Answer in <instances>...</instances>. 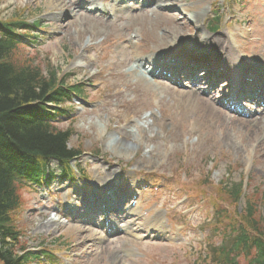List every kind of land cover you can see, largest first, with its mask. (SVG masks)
<instances>
[{
	"label": "rangeland",
	"instance_id": "374dc122",
	"mask_svg": "<svg viewBox=\"0 0 264 264\" xmlns=\"http://www.w3.org/2000/svg\"><path fill=\"white\" fill-rule=\"evenodd\" d=\"M144 1L122 9V0H0V19L22 10L27 22H38L29 52L36 48L44 72L55 71L68 85H85L86 102L69 104L68 117L56 128L73 130L70 143L82 147L78 164L88 183L58 179L53 162L56 179L29 187L16 216L26 249L40 255L41 264H192L202 251L195 252L196 244L207 239L216 219L201 200L215 199L224 181L242 182L264 218V134L254 132L249 117L221 107L223 85L206 97L207 89L197 93L188 84L155 86L133 62L182 54L194 45L190 40L205 35L220 39L217 48L200 46L194 54L220 59L227 55L221 39L229 38L231 53L264 74V0H160L163 8ZM100 2L108 16L97 19L85 8ZM174 14L182 24L169 20ZM109 184L125 193L130 188L128 203L134 206L109 214L105 234L96 226L102 215L81 199L91 195L89 185L107 190ZM256 193L257 200L251 196ZM142 224L148 228L137 238L132 229L140 231ZM43 250L54 254L47 258Z\"/></svg>",
	"mask_w": 264,
	"mask_h": 264
},
{
	"label": "trees",
	"instance_id": "16d2710c",
	"mask_svg": "<svg viewBox=\"0 0 264 264\" xmlns=\"http://www.w3.org/2000/svg\"><path fill=\"white\" fill-rule=\"evenodd\" d=\"M37 26L28 24L22 10L0 19V264H40L39 255L26 249L25 233L16 224L26 203V185L49 180L51 161L59 164L61 179H73L70 163L83 154L81 146L70 143L73 130L55 124L67 117L65 105L83 93L84 84L68 85L55 71L44 72L37 53H30L25 43L33 42ZM216 193L233 210L246 200L229 225L233 238L226 248L212 251L209 264H264V221L257 202L250 201L241 183L221 182Z\"/></svg>",
	"mask_w": 264,
	"mask_h": 264
},
{
	"label": "bare ground",
	"instance_id": "6f19581e",
	"mask_svg": "<svg viewBox=\"0 0 264 264\" xmlns=\"http://www.w3.org/2000/svg\"><path fill=\"white\" fill-rule=\"evenodd\" d=\"M153 3V2H152ZM154 4H156V5H158V4H161V1L160 0H154ZM159 6V5H158ZM160 8H163V7H160ZM94 18H99V17H94ZM169 20H171L174 24L175 23H181L182 21H179V19L177 18V16L174 14V15H170V17H169ZM194 23H196L197 21H198V19L197 18H195L194 20H192ZM190 22H191V20H190ZM182 24V23H181ZM214 40L213 42H210V43H205V42H207L208 40ZM219 40L220 39H212V38H208L207 36H205V35H201L200 37H196V38H194V39H192V40H190L191 42H193V46H190V45H188L187 44V46H186V48L184 49V50H182L181 52L182 53H188V54H193L194 53V50H200L199 49V47L200 46H202V48H201V50H203V49H205V50H211V49H216L217 48V46H218V44H219ZM221 42L224 44V46H225V48H228V52H230V55H227V59L229 60V61H231L232 63H234V64H236V66L235 65H232L233 67H236V68H238V71H236V72H234L235 73V75L237 76L238 74H239V72L240 71H242V69L241 68H239V66H246V67H248V65H247V63L245 62V61H243V60H241V57L240 56H238V55H236V54H234V53H231V52H233V49H232V47L229 45V38H224V39H221ZM202 43H205V44H202ZM182 45H184V42H182V43H180V44H178V47H180V46H182ZM187 48H190V49H187ZM187 49V50H186ZM178 50V49H177ZM175 55H178V51L176 52V53H174ZM174 54H172V55H174ZM181 54V53H180ZM152 61V60H151ZM139 62V59H137V58H134V63H138ZM77 65H81V67H82V64L79 62ZM150 74V73H149ZM228 75L230 76L231 75V72H230V70H229V73H228ZM152 76H154V75H152ZM157 78V77H156ZM156 78H154L155 80H157ZM151 84H154L155 86H157L158 84H157V81H156V83L155 82H153V81H149ZM162 87V86H161ZM189 88H192L194 91H196L197 93L199 92V88L195 85V83H192V84H190L189 85ZM194 93V92H193ZM203 96H207V93H203ZM259 111V110H258ZM249 120H251V124H253L254 125V128H253V130H254V132H258L259 130H260V134H264V111L263 112H261V113H259V114H257V113H249ZM254 118H256L255 119V121H252V119H254ZM256 120H258V121H256ZM222 141L224 142V143H228L229 142V139H228V136H224L223 137V139H222ZM264 141V137H262L261 138V142H263ZM113 186H111L110 187V191H109V194L108 195H106V196H108L109 198L111 197V198H113V197H115V194H112V192H114L115 190H114V187L112 188ZM130 193V191L129 192H127V194H125L123 197H120V198H118V199H115V204H114V206H113V209H117V208H119V207H121L122 206V204L120 203V200H127V198L129 197V194ZM112 194V195H111ZM107 211H111V210H109V209H106V212ZM157 220V219H156ZM158 223V221L156 222V224ZM144 228H146V226H144Z\"/></svg>",
	"mask_w": 264,
	"mask_h": 264
}]
</instances>
